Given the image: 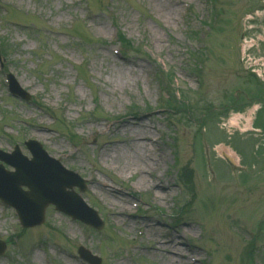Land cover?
<instances>
[{
  "label": "rangeland",
  "instance_id": "374dc122",
  "mask_svg": "<svg viewBox=\"0 0 264 264\" xmlns=\"http://www.w3.org/2000/svg\"><path fill=\"white\" fill-rule=\"evenodd\" d=\"M117 28L130 42L127 54ZM0 43V150L11 155L0 163L21 170L32 158L27 143H40L90 183L81 195L105 225L94 229L50 205L45 222L14 244L22 226L0 199L8 245L0 264H90L79 246L101 264H170V256L174 264H264V102L255 123L256 107L240 113L229 98L246 89L253 60L264 61L263 0H0ZM7 74L30 101L11 95ZM239 114V126L230 125ZM134 116L150 123L156 141L148 148L167 156L155 173L172 185L165 200L137 188L140 174L105 154L104 146L124 144L116 128ZM15 146L23 156L11 153ZM186 166L189 188L180 179ZM21 174L13 190H28ZM109 185L132 215H113L101 196ZM146 224L158 227L157 252ZM188 224L193 230L177 233Z\"/></svg>",
  "mask_w": 264,
  "mask_h": 264
},
{
  "label": "bare ground",
  "instance_id": "6f19581e",
  "mask_svg": "<svg viewBox=\"0 0 264 264\" xmlns=\"http://www.w3.org/2000/svg\"><path fill=\"white\" fill-rule=\"evenodd\" d=\"M170 7L172 8V6ZM240 119V114L235 115L231 119L230 125L239 126ZM149 124L150 123H147L145 120L140 119L139 116H134L132 119L127 118L125 120H122L116 128V132L121 133L123 135L122 141L124 142V144L118 142L116 144L107 145L104 146V150L106 151L105 154L108 160L117 161V164H119L120 159L124 161V164L122 166L123 172L140 174V178L135 185L137 188L152 190V197L154 201L165 200L168 197V194L173 191L172 185L162 180V174L157 173V175H155V173L161 167V164H159L161 163L160 161H162L163 158L167 156L165 155V153L161 156H158L160 155L159 151L155 150V152H153L150 150V146L156 141V139L153 136H150L149 134V132L151 131ZM42 136L45 135L42 134ZM124 146L133 149V151L131 150V154L124 151ZM219 150L224 156L229 157L234 164L236 163V155L234 153H232L224 146H220ZM109 152L111 153L109 154ZM148 175L150 176L151 180L148 179ZM101 191V196L105 203L110 204L112 209H115V214H113L115 215V217L119 219L122 216L123 218H125L129 215H132L133 211H131V208L129 206L130 202L125 200L126 198L121 190L117 189L116 187H113L112 185H109L103 187ZM147 230L149 232H154L152 236H150L151 234H149V236L158 242V245L155 249V251L157 252L163 247L160 245V241L162 240L158 237L155 238V232L158 230V227H153V225H147ZM191 230H193V226L192 224H188L187 226L182 227L181 230H178L177 233L181 234L182 236H185ZM251 246L254 248V244H252ZM196 251L197 249H192V251H190V254H198ZM177 257L182 260L188 259L186 255L183 254V252ZM183 257H185L186 259ZM170 258V264H174L175 259L172 256H170ZM190 258L194 259V256ZM179 262V264H187L186 261Z\"/></svg>",
  "mask_w": 264,
  "mask_h": 264
},
{
  "label": "water",
  "instance_id": "95a60500",
  "mask_svg": "<svg viewBox=\"0 0 264 264\" xmlns=\"http://www.w3.org/2000/svg\"><path fill=\"white\" fill-rule=\"evenodd\" d=\"M11 91L15 95L22 96L26 99L30 98L28 94H26L23 90L20 89L19 85L13 79V77H11ZM66 179L67 178L65 177V171H62L60 173L55 172V178L52 186L45 187L46 188L45 191L46 192L52 191L53 195H50L47 200L44 198L41 203L39 202H40V196L41 194H43V191L41 190V187L37 184H33L31 186L32 190L31 192L25 194V196H27L26 198H19L18 201L15 202H11L9 200L11 204L17 206V208L20 209L21 216L23 218L25 226H34L43 223L45 207L49 203H54L56 204L58 209L65 211L67 213H71L74 217L80 218L93 225L101 227V224H99L100 221L95 212L85 207H81L77 202V199H79L78 197H75L71 194L70 195L66 194L64 192L65 186H73L74 184L81 185L80 183L77 182L63 183L62 181ZM20 184L21 183H19V186ZM81 189L83 190V188ZM45 191L44 193L45 195H47L48 193H46ZM13 192L14 190L11 189V193ZM87 211L89 212L91 219L87 218L86 216V214H88ZM5 248H6V244L2 243V246L0 247V254H2L5 251ZM81 254L87 258L89 256L88 255L89 253L84 251L83 249H81Z\"/></svg>",
  "mask_w": 264,
  "mask_h": 264
},
{
  "label": "flooded vegetation",
  "instance_id": "af4514ba",
  "mask_svg": "<svg viewBox=\"0 0 264 264\" xmlns=\"http://www.w3.org/2000/svg\"><path fill=\"white\" fill-rule=\"evenodd\" d=\"M247 79L250 81L246 84V89L238 90L243 93L238 98H242L240 103L244 106V108L248 105V103L255 99L264 102V83L255 77ZM257 122L258 121H256V123Z\"/></svg>",
  "mask_w": 264,
  "mask_h": 264
},
{
  "label": "trees",
  "instance_id": "16d2710c",
  "mask_svg": "<svg viewBox=\"0 0 264 264\" xmlns=\"http://www.w3.org/2000/svg\"><path fill=\"white\" fill-rule=\"evenodd\" d=\"M123 39H125V38L123 37Z\"/></svg>",
  "mask_w": 264,
  "mask_h": 264
}]
</instances>
